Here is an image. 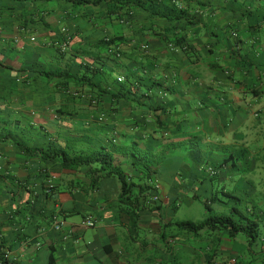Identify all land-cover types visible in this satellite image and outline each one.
Here are the masks:
<instances>
[{
    "label": "crops",
    "instance_id": "obj_1",
    "mask_svg": "<svg viewBox=\"0 0 264 264\" xmlns=\"http://www.w3.org/2000/svg\"><path fill=\"white\" fill-rule=\"evenodd\" d=\"M107 40L118 57L106 50ZM64 41L67 50L58 52ZM65 74L89 77L95 88ZM35 151L94 160L62 164ZM229 157L233 164L218 184H232L225 189L241 199L242 210L252 209L260 232L248 248L250 262L230 250L226 257L264 264V0H0L5 264H48L50 245L54 264H147L141 228L155 240L177 236L175 227L163 229L172 222L168 204L181 190L195 200L197 170ZM118 175L140 205L147 183L162 205L160 215L138 210L136 233L119 211ZM46 188L49 207L63 211L72 231L67 238L46 226ZM86 216L92 228L80 226ZM224 250L209 249L201 264L212 253L216 264Z\"/></svg>",
    "mask_w": 264,
    "mask_h": 264
},
{
    "label": "trees",
    "instance_id": "obj_2",
    "mask_svg": "<svg viewBox=\"0 0 264 264\" xmlns=\"http://www.w3.org/2000/svg\"><path fill=\"white\" fill-rule=\"evenodd\" d=\"M78 4H98L102 2V0H75ZM67 42V41H66ZM63 43V42H62ZM113 44L112 40L106 41V50L112 54L114 57L116 56L117 50H113L111 48ZM68 45V44H67ZM67 50V49H66ZM65 50V51H66ZM57 51L61 52L60 49L57 47ZM63 51V52H65ZM61 52V53H63ZM119 53V52H118ZM120 55V53H119ZM51 75L59 76L57 73H52ZM65 78L71 79L75 81L76 83L79 82L80 86L86 85L91 88H95V84H93L90 81V78H84V77H76L74 75H64ZM115 96V95H114ZM113 96V97H114ZM87 99L92 104H97V97L88 95ZM98 120H101V118H98ZM16 145L20 148V150H23L26 152L28 149L21 145L20 143H16ZM35 155H41L42 158H49V159H58L62 161V164H65L66 162L74 163L75 165H82L87 164L90 165L94 159L92 157L88 156L86 158L80 157L79 160H69L64 153H57L55 151L51 152H45L42 151H35ZM100 156V153L96 154ZM99 156H96L97 158ZM95 157V158H96ZM100 158V157H99ZM106 159V157H104ZM145 161H148V158H144ZM143 160V161H144ZM233 160L231 157L224 160L218 165H213L210 163H206L204 167L198 169L197 171L200 173H197L193 181L197 183V191L191 193L192 198L195 200H198L200 203L203 204L204 208L207 211H211V206L215 204L216 202H224L227 204H230L229 209L226 212L221 211L218 214H215L213 216H208L205 219L198 221V222H192V221H181V222H171L163 226V229H165L168 225L175 227L177 230H184L187 232H192L195 235H197L199 232L208 230L220 233L222 235H225V238L234 240L235 237L238 235H244L245 242L247 244V248H250L254 243H256V240L259 236L260 230L258 229V225L255 221L256 214L253 213L252 209H241V199L234 196L233 193L228 192L222 185H219V180L223 177L225 168L230 167L231 164H233ZM208 170H212L213 174H210ZM102 174H107L111 176L113 173L111 171H108L107 167H101L99 170ZM149 173V172H148ZM205 175V176H204ZM198 177V178H197ZM119 182L121 185V193H120V212H124L125 215L128 216L129 224L127 225V230L129 233H136L139 226V213L138 210L141 209L143 212V209L146 210L147 213H153V214H161L162 205L158 201V199H153L154 197L157 198L155 195L156 189L153 185L147 183L146 186L141 190V197L147 201L146 204L140 205L139 198H134L133 194L131 193V186L127 185L125 182V179L121 175H118ZM148 180L152 179V177L147 174ZM200 178V179H199ZM216 187V190H215ZM51 188H46V226L50 225L52 230L51 232L57 234L59 238L64 239L71 235L72 231L69 228V226L65 222V216L62 215V210L56 211L53 208H50L48 205L49 199L51 198ZM187 192H184V196L187 195ZM219 194V195H218ZM183 196V195H182ZM152 200V201H151ZM178 201H180V196L175 197L170 203L168 204L170 207V214H174L178 207ZM225 213V214H222ZM88 217V216H86ZM61 219L65 222V225L60 230H55L53 226V221L55 219ZM85 218V217H84ZM83 218V219H84ZM71 231L70 234H68V231ZM218 234V235H220ZM67 236V237H66ZM49 252L48 256V264H54V252L55 248L51 245L46 247ZM215 254L212 253L208 256L207 263L212 264L213 258ZM230 259H235L236 263L234 264H241L240 260L236 257H230L227 259L226 262H228ZM225 262V263H226ZM0 263L5 264V260L3 256L0 257Z\"/></svg>",
    "mask_w": 264,
    "mask_h": 264
},
{
    "label": "rangeland",
    "instance_id": "obj_3",
    "mask_svg": "<svg viewBox=\"0 0 264 264\" xmlns=\"http://www.w3.org/2000/svg\"><path fill=\"white\" fill-rule=\"evenodd\" d=\"M231 178L234 179L235 175L233 174ZM228 185L229 182H226L225 188H229V189L232 188L231 186L232 184H230L229 186ZM259 187L262 188V186ZM256 188L258 187L256 186ZM182 194H184L182 190L179 191L178 196H180V201L178 203L176 212L173 214V217L171 218L172 223L181 222V221L198 222L210 215L213 216L215 214L220 213L221 211L226 212L228 210V209L223 210L221 207L218 208L216 205H213L211 207V211L209 212L204 208L203 204L200 203L198 200L184 198ZM80 217L81 216H77L76 219L79 220L81 219ZM87 231L88 234H90L89 230ZM147 231H148L147 227L143 226L139 232L140 233L139 242L141 244L143 243L149 244V246L148 245L145 246L148 247V251L146 252V254L148 256L147 258L149 259V262L147 264H197V263L201 264L206 254L210 253L209 249L214 247H219L220 244L221 247L225 250L221 254H218L214 259V262L216 264H225V262L227 261L226 256L228 255L229 250L230 252H235L239 254L241 253V257L245 262H250L253 258L251 252H249L247 248V244L245 242L246 237L241 234L235 237L234 240H231L225 238V235L208 230L201 231L197 235H195L192 232L174 229V231H177L176 232L177 236L175 235L170 238L168 237L169 232H167L166 239L164 241H161V239L155 240L156 237L154 235L148 236ZM175 237H177V240L174 239ZM258 243L259 241L257 242V244ZM153 247L156 248L154 249ZM159 249L169 250L171 251V253H169L168 255H161ZM141 250L142 249H139L138 252H140ZM144 251H146V248H144L142 252ZM237 258L239 259L238 256Z\"/></svg>",
    "mask_w": 264,
    "mask_h": 264
},
{
    "label": "built area",
    "instance_id": "obj_4",
    "mask_svg": "<svg viewBox=\"0 0 264 264\" xmlns=\"http://www.w3.org/2000/svg\"><path fill=\"white\" fill-rule=\"evenodd\" d=\"M62 30L64 31V29H62ZM31 40H33V38ZM57 47L60 49L61 52H63V51H65L67 49V42L64 41L63 43L59 44ZM116 56L117 57L119 56L118 51L116 52ZM117 81L121 82L122 78H118ZM208 172H210V174H213L212 170H208ZM153 199L155 200L157 198L154 197ZM64 225H65V222L63 220H61V219H55L53 221V226H54L55 230L62 229L64 227ZM80 226L83 227V228H92L94 226V222H93L92 218L88 216V217H85L84 219H82V221L80 223ZM70 232L71 231L69 230L67 233L70 234ZM4 257H6V256H4ZM234 263H236L235 259H230L225 264H234Z\"/></svg>",
    "mask_w": 264,
    "mask_h": 264
}]
</instances>
